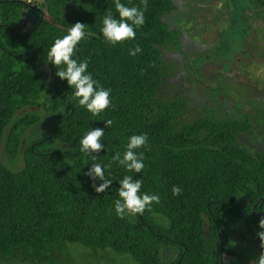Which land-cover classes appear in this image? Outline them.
Instances as JSON below:
<instances>
[{
	"label": "trees",
	"instance_id": "16d2710c",
	"mask_svg": "<svg viewBox=\"0 0 264 264\" xmlns=\"http://www.w3.org/2000/svg\"><path fill=\"white\" fill-rule=\"evenodd\" d=\"M246 1L259 6L262 0ZM120 2L143 8L141 0ZM24 9L21 0H0V264H67L72 244L112 249L138 264H167L163 247L177 249L171 264H255L240 258L229 224L237 219L254 231L258 258L264 251L257 236L264 231V151L252 153L239 142L252 121L206 116L181 122L187 100L158 97L166 76L162 48L182 35L165 21L173 0H147L135 38L116 45L101 32L109 12L120 19L114 0H46L31 8L35 21L25 32L18 29ZM76 22L85 24V38L73 59L87 60L93 79L111 90V105L98 116L78 104L74 89L47 62L54 41ZM137 45L142 51L130 55ZM29 106L57 119L47 135L23 148V167L14 169L4 158L19 157L26 131L41 120L33 113L17 116ZM97 127L104 128V149L93 161L80 140ZM139 134L148 137L136 150L144 153L145 167L128 172L112 156L122 158L129 137ZM92 163L113 181L104 193L85 175ZM126 175L142 181L141 195L160 198L132 219L115 212ZM173 186L181 188L179 195L173 196ZM157 214L168 223L158 222Z\"/></svg>",
	"mask_w": 264,
	"mask_h": 264
},
{
	"label": "rangeland",
	"instance_id": "374dc122",
	"mask_svg": "<svg viewBox=\"0 0 264 264\" xmlns=\"http://www.w3.org/2000/svg\"><path fill=\"white\" fill-rule=\"evenodd\" d=\"M21 1L25 9L18 29L25 32L35 21L31 8H42L46 0ZM173 2L175 10L165 21L182 35L178 43L162 48L166 76L158 97L187 100L181 122L206 116L249 118L253 129L241 135L239 142L252 153L264 151V0L259 6L246 0ZM31 113L39 116L40 122L26 131L19 157L14 161L4 158L14 169L23 167V148L47 135L57 119V114L39 106L26 107L17 116ZM155 219L168 223L158 214ZM237 221L229 220L235 247L243 261L254 263L258 255L254 231ZM70 247L67 264H138L130 255L112 249L94 251L80 244ZM162 256L171 264L177 249L163 247Z\"/></svg>",
	"mask_w": 264,
	"mask_h": 264
},
{
	"label": "clouds",
	"instance_id": "9594fccd",
	"mask_svg": "<svg viewBox=\"0 0 264 264\" xmlns=\"http://www.w3.org/2000/svg\"><path fill=\"white\" fill-rule=\"evenodd\" d=\"M115 9L120 19H115L111 12L104 16L101 28L103 37L112 45L122 43L126 40H132L136 36L135 29L141 27L145 23L144 10L147 9V0H141L143 8L136 6L127 7L120 2L114 0ZM85 24L76 22L68 29L67 35L57 38L49 51L47 52V62L57 68L56 75L61 79L67 80V84L74 89L73 97L78 104L89 111L92 116H98L106 108L111 105L110 89L99 86V82L93 79L88 72V61H79L73 59L77 45L85 38ZM142 49L137 45L134 49L129 50V54L135 56ZM63 65L64 67H61ZM105 127H111L113 121L107 119L104 121ZM104 136V128H92L80 140V150L88 154L93 161L104 145L101 138ZM148 137L146 134L132 135L126 146V151L121 158V154L116 152L112 156V161L118 162L125 167L128 172L141 173L145 167L143 163L144 153H137V149L146 146ZM111 167V164L108 165ZM92 180V187L97 193H104L113 183L111 179L105 177V170L101 164L92 163V166L85 173ZM96 180L101 181L99 185ZM142 181L140 179L133 180L131 175H126L119 181L118 195L119 199L115 201V212L123 219L126 215L135 216L143 214L153 203L159 204L158 195L140 194ZM179 186H173V196L181 193ZM259 227L264 229V217L259 220ZM260 240V246L264 249V231L257 233ZM255 264H264V251L261 252Z\"/></svg>",
	"mask_w": 264,
	"mask_h": 264
}]
</instances>
